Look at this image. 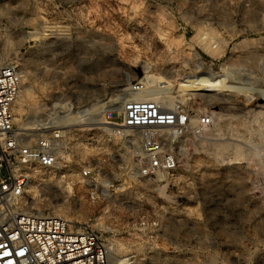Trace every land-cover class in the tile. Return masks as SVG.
Instances as JSON below:
<instances>
[{"label":"rangeland","instance_id":"1","mask_svg":"<svg viewBox=\"0 0 264 264\" xmlns=\"http://www.w3.org/2000/svg\"><path fill=\"white\" fill-rule=\"evenodd\" d=\"M0 64L23 72L18 132L63 131L59 153L74 166L133 149L97 139L137 80L215 119L179 142L174 174L133 180L111 160L97 203L77 171L40 170L28 211L100 232L110 264H264V0H0ZM196 65L249 80L210 99L193 86Z\"/></svg>","mask_w":264,"mask_h":264},{"label":"built area","instance_id":"2","mask_svg":"<svg viewBox=\"0 0 264 264\" xmlns=\"http://www.w3.org/2000/svg\"><path fill=\"white\" fill-rule=\"evenodd\" d=\"M22 83L18 66L0 64V264H110L109 248L100 232L23 206L37 173L47 170L65 178L77 171V181L90 188L89 199L97 203L104 197L111 160L116 158L129 168L133 180L174 174L182 160L179 142L190 134L207 132L215 119L182 100L144 99L149 83L140 79L129 84L122 109L105 114L106 126L99 129L97 139L104 145L114 141L126 151L133 149L124 156L111 154L74 166L61 157L59 136L18 132L15 108Z\"/></svg>","mask_w":264,"mask_h":264},{"label":"bare ground","instance_id":"3","mask_svg":"<svg viewBox=\"0 0 264 264\" xmlns=\"http://www.w3.org/2000/svg\"><path fill=\"white\" fill-rule=\"evenodd\" d=\"M248 11V10H247ZM59 26V25H58ZM68 26V25H67ZM48 26L46 25V28H47ZM58 28V27H57ZM65 29V28H64ZM56 30V29H55ZM58 30V29H57ZM62 31V30H61ZM39 32V31H38ZM50 32H51V30H50ZM65 32V31H64ZM64 32H62V33H64ZM56 33V36H54V34ZM55 33H45L46 35L45 36H47V38L49 37V38H54V37H56V38H62V36H57V32H55ZM58 33H59V31H58ZM61 33V34H62ZM35 34H40V33H37V32H35ZM209 34V33H208ZM59 35V34H58ZM201 35V34H200ZM203 35V34H202ZM65 36H66V34H65ZM205 36V35H204ZM203 36V37H204ZM208 36V35H207ZM206 36V37H207ZM210 36V35H209ZM215 36V35H214ZM67 37V36H66ZM65 37V38H66ZM205 37V38H206ZM210 38V37H209ZM215 38H218V37H215ZM68 39V38H67ZM211 41V40H210ZM214 41V40H213ZM207 42H208V39H207ZM206 42V43H207ZM222 42V41H221ZM212 43V42H211ZM223 43V42H222ZM214 44H216V43H214ZM221 44V43H220ZM224 45V44H223ZM207 46V45H206ZM172 47V46H171ZM175 47V46H174ZM208 47V46H207ZM217 47V46H216ZM210 48V47H209ZM173 49V48H172ZM194 49V48H193ZM213 48H212V46H211V50H212ZM215 49V48H214ZM224 49V48H223ZM227 49V48H226ZM217 50V49H216ZM215 50V51H216ZM208 51V50H207ZM219 51V50H218ZM218 51H217V53H218ZM223 51V50H222ZM213 52V51H212ZM216 53V52H215ZM232 56V55H231ZM199 57V56H198ZM214 57H215V54H214ZM206 65V64H205ZM197 67L195 68V70L197 71V78L194 80V82H196V84L194 85L193 84V86L197 89L196 91L197 92H199L200 94H204V93H206V95L208 94L209 95V98L210 99H212V97H213V94H211V92H214V91H216V90H218V89H222L223 90V92L225 93V96L227 97V96H229L232 92H235V91H238V88H239V86L240 85H246L247 83V81L249 80L248 79V76L247 75H242V74H239V75H236L235 77H233V73H232V69H231V75H232V79L233 80H231V82H229L228 81V78L226 77V74H225V70H224V72L221 70V71H219V72H217V71H215L214 70V68H212V67H208V68H206L204 65H196ZM199 66V67H198ZM46 67V66H45ZM194 68V67H193ZM222 68V67H221ZM228 68V66L226 67V69ZM230 69V68H229ZM229 69H227V70H229ZM230 71V70H229ZM194 72V71H193ZM224 74H223V73ZM227 72V71H226ZM230 73V72H229ZM237 73V72H236ZM228 74V73H227ZM238 74V73H237ZM228 76H229V74H228ZM238 76V77H237ZM25 81V80H24ZM249 84V83H248ZM252 89V88H251ZM256 92H257V94H258V96H259V98L264 102V90H260V89H254ZM253 90V91H254ZM151 92V91H150ZM148 93L147 95H145L143 98L144 99H146V100H159V98H162V99H168L169 97L168 96H166L165 95V93H162L163 95L162 96H158L159 94H160V92H156V94H154V91H152L151 93ZM215 93V92H214ZM254 94V93H253ZM222 99V98H221ZM224 101H222V103L224 102V105H226V106H230L231 105V103H230V101H229V99L227 98V99H223ZM167 101V100H166ZM213 101V100H212ZM220 101V102H221ZM234 103V102H233ZM236 103V102H235ZM257 103V102H256ZM258 104V103H257ZM238 105V104H237ZM230 107H232V106H230ZM238 108V107H237ZM263 109H264V107H262ZM122 109V104L120 105V107H119V111ZM239 109V108H238ZM252 110V109H251ZM250 110V111H251ZM242 111V110H241ZM254 112V111H253ZM259 112H261V111H259ZM235 113V112H234ZM254 116H256V115H254ZM263 116V115H262ZM259 117V116H258ZM104 125L106 124V122H104L103 123ZM102 124V125H103ZM39 126V125H38ZM34 127V126H33ZM36 127V126H35ZM41 128V127H40ZM58 128H62V127H55V129H58ZM61 133H63V131H56L54 134L55 135H57V136H59ZM231 145V144H230ZM225 146V145H224ZM238 147V146H237ZM225 148V150H226V147H224ZM232 148V147H231ZM235 148V147H234ZM233 148V149H234ZM228 150V149H227ZM223 152H224V150H223ZM37 177L38 178H40V179H43L44 178V175L43 174H41V173H38L37 174ZM45 182V181H44ZM34 189V188H33ZM31 190V189H30ZM32 192H34L33 190H32ZM34 194V193H33ZM26 198V197H25ZM24 198V200L22 201V204H23V206L24 207H27V209H28V205H29V203L27 202V199H25ZM29 199V198H28ZM30 204H32V205H34V206H36L37 205V203H34V202H32V203H30ZM63 214V213H62ZM64 215V214H63ZM62 215V216H63Z\"/></svg>","mask_w":264,"mask_h":264}]
</instances>
